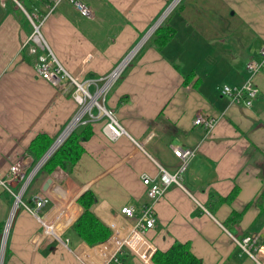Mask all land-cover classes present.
I'll return each instance as SVG.
<instances>
[{"label": "crops", "instance_id": "obj_1", "mask_svg": "<svg viewBox=\"0 0 264 264\" xmlns=\"http://www.w3.org/2000/svg\"><path fill=\"white\" fill-rule=\"evenodd\" d=\"M80 1L92 8L91 18L62 0L41 25L56 58L80 81L108 75L174 2ZM36 2L46 11L43 1ZM26 12L18 0L0 4V179L30 155L35 136L55 140L78 110L71 93L36 74V57L25 45L33 31ZM161 22L172 30L170 42L161 49L146 39L106 94L104 105L126 134L112 139L104 130L106 117L91 121L93 134L82 143L85 151L73 170L58 167L51 174L59 171L66 180L46 192L51 201L39 211L49 206L39 213L46 233L28 206L51 176L41 183L38 174L29 188L28 172L24 184H0L4 229L14 214L13 193L24 189L3 244V264H106L116 245L111 238L132 223L118 213L124 206L139 213L148 202L144 175L156 180L160 167L177 172L181 160L174 147L192 148L195 155L180 184H171L155 204L156 225L147 235L156 250L165 252L178 241L204 264H253L248 255L241 261L235 238L264 239V0H180ZM250 61L262 63L253 77ZM250 79L259 88L251 106L221 94L224 85L239 87ZM198 116L215 118V125H196ZM87 190L98 200L94 213L111 229L109 239L94 246L71 229L83 212L77 200ZM234 191L231 201L211 200L212 193L227 197ZM234 212L242 217L230 228L225 223ZM124 255L128 264H143Z\"/></svg>", "mask_w": 264, "mask_h": 264}, {"label": "built area", "instance_id": "obj_2", "mask_svg": "<svg viewBox=\"0 0 264 264\" xmlns=\"http://www.w3.org/2000/svg\"><path fill=\"white\" fill-rule=\"evenodd\" d=\"M36 1L45 2L46 14L39 18L35 13L30 15L26 12L27 17L32 24L33 31L25 42V45L28 46L29 53L36 57V74L51 82L59 91L67 92L68 94L71 93L73 99L81 105L82 108L84 106L83 110L80 111V113L84 112L82 115L83 117L88 115L90 121H96L100 118L106 117L108 121L104 126V130L110 138L116 139L126 134L124 128L117 121L115 114L106 109L104 103L108 90L119 78V74H121L119 71L120 66L129 57L131 52L108 75L102 76L100 79L90 78L83 81L78 80L59 62L41 32V25L44 20L54 11L56 6L62 0ZM68 1L75 6L83 17L91 18L93 16V10L90 6L79 0ZM5 2L6 0H0V4L2 5H4ZM262 55L264 56V48L262 49ZM261 65L262 63L258 64L255 61L248 64V69L252 72V76L258 72ZM98 82H102V84L99 86ZM92 85L96 86L95 90H91ZM221 92L224 96L231 98L232 102L235 104H245L250 106L252 101L256 98L259 89L253 84L252 80H249L241 87H230L225 85ZM94 110H97L98 113L95 114ZM194 123L196 125L205 126L207 130H210L215 125V118L198 116ZM174 154L181 160V165L177 172L170 173L160 167V175L158 179H152L147 175L142 177L143 184L147 187L148 202L141 207L139 213H136L135 208L132 206H124L121 208L118 213V218L124 219L128 222L131 221L132 223L127 225L126 231L123 235H120L119 232L116 231V234L111 238V241L113 240L116 245L113 253L109 254L107 257L106 264H125L120 259V255L125 252L135 256L143 264H152V256L156 252V247L149 239L147 233L156 225L157 211L155 204L165 195L171 184H180L181 173L187 167L190 158L195 155V150L174 147ZM28 156H25L26 158H20V160L11 165L10 174L5 179H0L1 185L9 188L10 183L17 182L18 180L23 181L27 177V172L30 169L28 167V162L31 164L30 166L35 162L31 155ZM45 162L46 161H44V163ZM44 163L40 166H38V163L36 164L33 171L30 172L29 178L26 179L28 184ZM23 191L24 189L19 193L12 192L16 199L14 211L21 203ZM46 192L47 191L38 192L32 198L34 206H28V211L42 224L45 233L46 226L43 222L44 218L40 216L39 211L51 201ZM116 223L117 222H114L112 225L114 230ZM47 234L60 241L56 238V234ZM235 242L241 250L251 258L253 264H264V239L260 238L258 234L246 235L241 239L235 238Z\"/></svg>", "mask_w": 264, "mask_h": 264}, {"label": "trees", "instance_id": "obj_3", "mask_svg": "<svg viewBox=\"0 0 264 264\" xmlns=\"http://www.w3.org/2000/svg\"><path fill=\"white\" fill-rule=\"evenodd\" d=\"M18 1L30 15L33 13H38L40 17H43L46 14V11L41 9L40 4H38L35 0ZM150 37V41L156 42L155 44L162 49L172 39V30L168 24L165 23L160 25ZM92 134L93 127L91 125V121H87L85 124L77 126L46 160L38 173L40 175H49L55 171L57 167H60L64 171L70 173L85 151L82 143L87 141L92 136ZM53 141L54 138L50 137L46 133H40L35 136L29 147V152L32 154L35 161L39 160L46 153V151L53 144ZM51 177L60 184L66 180V175L60 173L59 171L55 172L53 175H51ZM35 178L36 176H34L33 180ZM236 194L237 192L234 191L227 197H221L215 193H212L211 200L216 199L217 203H224L233 200ZM77 201L83 208V212L71 226V229L82 241L86 242L89 246H94L107 241L111 235V229L93 211V207L98 201L93 191H85ZM241 217L242 212H234V214L228 218L225 224L232 228L231 225L237 223L238 219ZM3 230L4 226L0 225V247ZM120 259L125 264H128L125 255ZM152 262L154 264H204L201 259L197 258L191 252L189 244H183L178 241H176L171 246V248L165 252L156 250L152 256Z\"/></svg>", "mask_w": 264, "mask_h": 264}, {"label": "bare ground", "instance_id": "obj_4", "mask_svg": "<svg viewBox=\"0 0 264 264\" xmlns=\"http://www.w3.org/2000/svg\"><path fill=\"white\" fill-rule=\"evenodd\" d=\"M80 1V0H79ZM177 1V0H176ZM175 3H177V2H175ZM175 3H174V5H175ZM174 5H172V6H170L169 8H168V10L166 11V13H168L173 7H174ZM165 16V13H164V15L162 16V18ZM158 26H159V22H157L151 29H150V32L148 33V34H146L144 37H143V40L141 41L142 43L143 42H145L146 41V39L148 40V38L152 35V33L155 31V29H157L158 28ZM141 43V44H142ZM140 44V45H141ZM140 45H138L134 50H133V52L131 53V55L123 62V64L120 66V69H119V71L121 72L122 70H123V68L126 66V64L129 62V60L133 57V55H134V53L139 49V47H140ZM250 62H252V61H250ZM249 62V63H250ZM256 62V61H255ZM248 63V64H249ZM257 63V62H256ZM248 64H247V68H248ZM249 70V69H248ZM256 74V73H255ZM253 77V76H252ZM250 80H252V79H250ZM249 81V80H248ZM253 82V81H252ZM245 84V83H244ZM243 84V85H244ZM254 84V83H253ZM242 85V86H243ZM225 86V85H224ZM223 86V87H224ZM229 86V85H228ZM256 86V85H255ZM222 87V88H223ZM230 87H232V86H230ZM236 87V86H235ZM239 87H241V86H239ZM257 87V86H256ZM259 89V88H258ZM221 91H222V89H221ZM221 94H222V92H221ZM223 95V94H222ZM259 95V92H258V94H257V96ZM257 96H256V98H257ZM228 97V96H227ZM255 98V99H256ZM254 99V100H255ZM253 100V101H254ZM253 101H252V103H253ZM244 106H247V105H245V104H243ZM252 105V104H251ZM250 105V106H251ZM84 113V112H83ZM83 113H80V114H78L72 121H71V123L64 129V131L61 133V135L57 138V140H56V143H55V146L53 147V150H52V152L51 153H53L58 147H59V145L71 134V132L76 128V126L79 124V122H80V120H81V117H82V115H83ZM181 148V147H180ZM181 149H184V148H181ZM188 149H192V148H188ZM192 150H194V149H192ZM52 181V183H51V185H50V187L52 186V185H56V188L54 189V190H58L59 189V184L60 183H55L54 182V180H53V178H51V177H49ZM48 178V179H49ZM57 185H59V186H57ZM49 187V188H50ZM48 191H49V189H48ZM12 218H13V215L11 216V218H10V221H9V223H8V228H7V231H6V234H5V239H4V243L6 242V237H7V235H8V232H9V227L11 226V221H12ZM43 222H44V224H45V226H46V222H45V219L43 220Z\"/></svg>", "mask_w": 264, "mask_h": 264}, {"label": "rangeland", "instance_id": "obj_5", "mask_svg": "<svg viewBox=\"0 0 264 264\" xmlns=\"http://www.w3.org/2000/svg\"><path fill=\"white\" fill-rule=\"evenodd\" d=\"M178 1H180V0H177V1H175V2H178ZM175 2H174V3H175ZM176 4H177V3H175V5H176ZM172 5H174V4H172ZM172 5H170V6H172ZM175 5H174V7H175ZM172 9H173V8H172ZM172 9H171V10H172ZM171 10H170V11H171ZM170 11H169V12H170ZM169 12H168V13L165 12V16L162 18V20H163L168 14H169ZM163 15H164V14H163ZM162 20L159 21V26L162 24V22H161ZM159 26H158V27H159ZM154 32H155V31H154ZM152 34H153V33H152ZM149 38H150V37H149ZM149 38H148V39H149ZM135 47H136V46H135ZM133 49H134V48H133ZM133 49L130 51L131 53H132ZM139 50H140V49H139ZM130 52H129V53H130ZM129 53H128V54H129ZM137 53H138V52H137ZM137 53H135V54L133 55V57H132L130 60H132V59L134 58V56H135ZM130 55H131V54H130ZM130 55H129V56H130ZM125 58H126V57H125ZM125 58H124V59H125ZM124 59H123V60H124ZM129 62H130V61H129ZM129 62H128V63H129ZM128 63H127V64H128ZM122 64H123V63H122ZM127 64H126V66H127ZM126 66H125V67H126ZM125 67H124V68H125ZM123 70H124V69H123ZM123 70H122V71H123ZM122 71H121L120 73H122ZM119 75H121V74H119ZM70 95H71V94H70ZM71 97H72V95H71ZM72 98H73V97H72ZM76 103H77V102H76ZM77 105H78V110H77V114H78V113H80L81 110H83L84 106H83V108H82V106L79 105L78 103H77ZM77 114H76V115H77ZM76 115H75V116H76ZM75 116H74V117H75ZM88 118H89L88 115H86L84 118H83V116H82V119L80 120V122H79V124H78L77 126H81V125L85 124ZM84 122H85V123H84ZM70 123H71V122H70ZM64 129H65V128H64ZM63 131H64V130H63ZM61 133H62V132H61ZM61 133L55 138V140L53 141V143L57 140V138L61 135ZM71 133H72V132H71ZM51 146H52V145H51ZM51 146H50V147H51ZM47 151H48V150H47ZM47 151H46V152H47ZM30 155H31V154H30ZM31 156H32V155H31ZM28 157H29V156H28ZM32 157H33V156H32ZM33 158H34V157H33ZM41 158H42V157H41ZM41 158H40V159H41ZM29 159H30V158H29ZM40 159H39V160H40ZM39 160H36V161L33 163L32 166H30L31 164L28 162V167L30 168V169L28 170V178H29L30 172L33 171V169L35 168V166H36V164L39 162ZM57 168H58V167H57ZM39 170H40V169H39ZM39 170H38V171H39ZM38 171H37L36 174L34 175V176H36V178H35L36 180H35V181H37V176H39V175H38V174H39ZM53 172H54V171H53ZM53 172H52V173H53ZM52 173H51V174H52ZM51 174H49V175H48V174H45V175H41V176H39V177H38V181L40 180V182L42 183V182H43V179L46 178V177L51 176ZM34 176H33L32 179L30 180L29 184H30L31 181L33 180ZM41 179H42V180H41ZM46 179H47V178H46ZM23 182H24V181H22V184H24ZM22 184H21V185H22ZM29 184H28V186H29ZM31 184H33V183H31ZM30 186H31V185H30ZM20 204H21V203H20ZM30 206H31V205H30ZM31 207H33V205H32ZM48 207H49V206H47V208H45L41 213H40V212H39V213H40V214H44L45 211L48 209ZM10 228H11V226L9 227V230H10ZM71 233H72V232L67 233V234L65 235V238H66V237L69 238V237L71 236ZM64 241H65V240H64ZM70 245L73 247V244H72V243H70ZM240 258H242V259H241V261H242L244 258H247V255L241 251V252H240Z\"/></svg>", "mask_w": 264, "mask_h": 264}, {"label": "water", "instance_id": "obj_6", "mask_svg": "<svg viewBox=\"0 0 264 264\" xmlns=\"http://www.w3.org/2000/svg\"><path fill=\"white\" fill-rule=\"evenodd\" d=\"M176 0H174L175 2ZM173 2V4H174ZM55 143L56 141L52 144V146L48 149V151L42 156V158L39 160L38 162V166H40L42 163H44V161H46L51 155H52V150H53V147L55 146ZM52 180L49 178L47 179V181L45 182L44 186H43V191H47L51 185V182ZM27 185V182L25 183V186ZM14 211V209H13ZM17 214V209H15L14 211V214H13V218H12V221H11V226H12V223L13 221L15 220V216ZM7 228H8V223L4 229V231L2 232V235H1V251H0V264H3V256H4V249H3V244H4V239H5V234H6V231H7Z\"/></svg>", "mask_w": 264, "mask_h": 264}]
</instances>
